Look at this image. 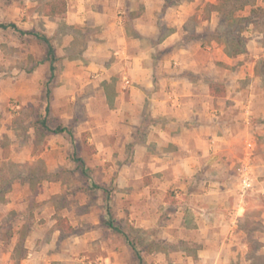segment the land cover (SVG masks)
<instances>
[{"label": "crops", "instance_id": "crops-1", "mask_svg": "<svg viewBox=\"0 0 264 264\" xmlns=\"http://www.w3.org/2000/svg\"><path fill=\"white\" fill-rule=\"evenodd\" d=\"M18 1L0 3L1 12L14 18L0 22L51 39L57 71L47 124L72 135H48L38 125L50 77L49 63L42 62L45 46L33 40L43 52L27 72L20 69L26 62L16 48L15 57L3 61L12 63L13 75L0 76V193L6 191L0 226L10 213L22 220L31 180L35 185L39 179L36 200L47 201L62 188L53 179L57 169L84 177L71 154L58 157L51 151L53 136L65 139L71 153L76 146L86 171L93 170V181L103 188L89 190L106 208L100 206L91 222L81 213L80 226L88 223L92 229L74 242L65 236L59 254L33 251L48 224L57 221L35 223L22 241L24 221L13 225L11 252L3 250L0 234V264L12 260L19 243L20 264L69 260L90 251V244L106 264H264L263 77L256 62H244V52L230 57L224 46L206 40L217 17L216 12L198 15L207 0H64L62 15L34 10L26 24L15 20ZM25 3L24 10L31 12L33 3ZM212 85L223 93L212 94ZM24 125L31 128L28 138ZM39 137L48 141L37 157L31 154ZM38 159H44L42 175L35 168L21 174L11 170ZM98 171L105 183L95 180ZM110 185L118 206L112 219L121 227L124 220L142 231L155 228L146 241L172 249L137 248L139 263L124 237L105 225L112 207ZM54 232L56 242L61 233L57 227ZM71 244H79L77 250Z\"/></svg>", "mask_w": 264, "mask_h": 264}, {"label": "rangeland", "instance_id": "rangeland-1", "mask_svg": "<svg viewBox=\"0 0 264 264\" xmlns=\"http://www.w3.org/2000/svg\"><path fill=\"white\" fill-rule=\"evenodd\" d=\"M26 1L33 3V7L30 9L24 10V8L27 6L25 3ZM52 0H20L17 3V8L21 9L20 14L18 15L19 18H15L20 23L26 24L29 22V14L33 13L34 10L37 13L45 14L47 9V4ZM178 0H169V2L173 3ZM205 1V0H202ZM213 2H216V0H207L205 2L206 5H201L200 14L202 17L212 15L214 14V11H211V8L207 6V4H212ZM256 6H260L264 9V1L258 0ZM20 5V7H18ZM8 15H11L8 14ZM215 16V15H214ZM236 17H245L248 18L245 21H238L230 23V21L221 22L218 23V15L215 16L213 23H212V31L216 30L218 35L216 37H220L222 41H230V39L234 38H242V43L245 45V55H244V62L254 61L256 62V73L262 75L263 77V86H264V12L258 13L256 15H251L250 8L246 7L241 12L235 13ZM14 18L7 17L4 15L3 12L0 10V20L4 21H14ZM42 21H38L39 25V32H42ZM252 22H256V25H253ZM194 25V22H189L188 26L192 27ZM215 35H208L206 36V40L212 41L214 40ZM215 41V40H214ZM218 42V41H216ZM16 44V46L14 45ZM19 45V47H18ZM219 46H223L222 43L218 42ZM16 48L20 51L22 54V60L26 62V64L22 65L20 69L24 71H29L34 68V60L38 59L41 56V53L43 52V47L34 44V41L32 38L29 37H18L17 33L13 32L12 30L8 31H0V76H6L10 77L13 75V67L12 63L9 65H4L3 61H6L8 59L14 58L16 55L15 51ZM17 50V51H18ZM19 53V52H18ZM19 57V55H18ZM246 72V71H245ZM247 82V81H245ZM9 103H15L19 104L18 99H10ZM30 107V106H29ZM27 106V108H29ZM12 111V110H11ZM20 111V110H19ZM29 112L28 117L29 118ZM26 118V119H27ZM26 126V127H25ZM31 130L29 125H24L22 128V133L28 138V132ZM31 135H34L33 133H30ZM48 140L52 141L54 146H56L54 150L55 156L61 157L65 156L67 157L68 154H71V148L70 145H66V140L60 137H51ZM45 140V137H39L37 139V146L34 149V153L31 155H36L37 157L44 153L45 147L47 144V141ZM54 146H52L54 148ZM48 148L50 146L47 145ZM63 148V149H62ZM28 154L26 153V157ZM29 164H21L20 167L17 166H11L12 172L14 174H21L24 172H27L28 169L33 170V168L36 169V172L38 175H42L44 172V159H38L35 163H33L30 167H28ZM91 176L93 177V170L90 171ZM103 173L101 171L96 172V175H94V178L99 183H105L103 180ZM53 179L56 181H60L62 183V188L60 189V192L58 194H54L51 196V198L47 201H37L36 197L39 193L38 189V180L37 183L34 185L33 180H31L32 186L30 187L29 191H32V195L27 197L26 202V214L22 218V220H19L20 218L16 216L15 214H8V216L4 220V225L2 227L0 226V234H2L4 238V248L3 250L5 253L11 252L10 249V243L9 239L12 235V227L13 225H18V223L24 221V227L22 230H20V240L22 241L26 231L31 229V227L37 223H44L46 221H57L59 218H62L64 215L68 217V220L71 221L72 224L76 226V229L73 230V232L70 234L71 240L73 242L80 238L79 236L82 235V233L85 231H89L92 229L90 225H87L88 223L81 225V219L80 215L81 213H86L87 217L85 221L91 222V220L96 219V214L98 211H100V206H104V209L106 208L105 204L100 205V202L102 198L98 195V193L89 190V186L92 185L91 181H88L86 178L82 177L81 175H77L76 173H72L70 171H67L66 169H57L55 174L53 175ZM58 189V190H59ZM110 191V203H111V211L105 215V217L108 218H115L116 208L118 207L116 204V200L114 198V195L112 196L113 187L110 185L108 188ZM5 189L2 190L0 193V202L1 199H4L5 197ZM109 196V195H108ZM25 197V196H24ZM262 203H264V199L261 198L260 200ZM102 204V203H101ZM49 208H53L55 213L50 214ZM99 216V215H97ZM45 218V219H44ZM103 218V217H102ZM116 220V218H115ZM103 221V219H102ZM120 221V220H119ZM124 220H121L120 222L123 223L122 228L124 231L128 234V236L131 239V242H133L136 245V248L147 250V251H153L156 250L159 246L161 249H172V245L166 244L164 247H161L160 244L146 241L147 235H150L151 233H155V228L149 229L148 231H142L141 229L134 228L128 221L126 223L123 222ZM102 224V223H101ZM118 224V223H117ZM57 226L52 224L51 226L46 227L48 230L46 231V235L37 241L36 244H34L33 251L39 252L40 254H59L61 250L63 251V245L65 244V236L64 235H58L57 241L53 242L52 238L54 236L53 233H55V228ZM118 238H122V236L118 235ZM68 238V237H67ZM73 245V244H71ZM79 244H74V250H77ZM81 248V247H79ZM94 248V245L92 246L90 244L89 250L86 252H81L78 255L74 256L72 259L69 260H56V261H43L41 260L42 264H106L104 259H98L96 257L99 250L96 252L92 251ZM82 249V248H81ZM85 249V248H84ZM73 250V249H72ZM24 255V250L22 247V243H19L14 253H12V260H9L8 262L5 261V264H20V259ZM45 262V263H44ZM263 264V262H262Z\"/></svg>", "mask_w": 264, "mask_h": 264}, {"label": "trees", "instance_id": "trees-1", "mask_svg": "<svg viewBox=\"0 0 264 264\" xmlns=\"http://www.w3.org/2000/svg\"><path fill=\"white\" fill-rule=\"evenodd\" d=\"M13 0H0V3H5L8 4ZM258 0H217L215 4H207L209 8H211V11H214L218 15V23L221 22H226L230 21V23L233 22H238V21H245L248 18L245 17H236L235 13L236 12H241L243 11L246 7L250 8V13L251 15H256L258 13L264 12V9L261 8L260 6H256ZM264 1V0H261ZM166 3H171L169 0H166ZM174 3V2H173ZM65 12V2L64 0H52L48 2L47 4V9H46V14L50 16H59L62 15ZM253 25H256V22H252ZM0 30H13L17 31L21 35H27V37H32V40L36 41L37 43L43 44L45 46V53L42 59V62H48L49 63V71H50V77L48 81L45 84V98L43 99V102L41 103V106H43V110L39 116L38 120V125L40 126L41 130L45 134H51V135H56L60 133H67L70 136L71 131L69 129L64 128L62 126H57L55 128L49 127L47 124V117H48V112L50 108V97H51V91L54 87V81L56 78V71H57V66H56V56H55V50L54 46L52 44L51 39L44 35H39L37 33H32V32H24L20 30L14 23H5V22H0ZM209 35H215L214 40L218 41L223 44L225 48V52L228 56L233 57L238 54H241L245 51V45L242 43V38H232L230 41H222L220 37H216L218 33L216 30H213L211 32H208ZM219 36V35H218ZM192 37H197V35H194ZM220 86L219 85H212L210 86V92L212 94H220L221 92ZM223 93V92H222ZM85 149H87L86 144H84ZM71 158L72 161L75 163L76 167L81 170L82 174L84 177L92 182L91 189L96 190V189H102L103 188L95 183L93 181V178L91 176L90 171H86L85 167V162L83 159L79 156L77 148L75 145H73V150L71 153ZM107 192V191H106ZM106 202L107 199H106ZM109 209V208H108ZM106 226L112 230H114L116 233L122 235L128 245L132 248L136 258L138 259L139 263L141 262V256H140V250L136 248V245L129 240L128 234L124 232L123 228L117 224L116 221H114L111 217L108 218V220L105 222ZM57 230L60 231L61 235L67 236L73 232V228L69 224V221L67 218H59L56 223Z\"/></svg>", "mask_w": 264, "mask_h": 264}, {"label": "built area", "instance_id": "built-area-1", "mask_svg": "<svg viewBox=\"0 0 264 264\" xmlns=\"http://www.w3.org/2000/svg\"><path fill=\"white\" fill-rule=\"evenodd\" d=\"M241 184H242L243 189H246V187H247V179H242Z\"/></svg>", "mask_w": 264, "mask_h": 264}]
</instances>
